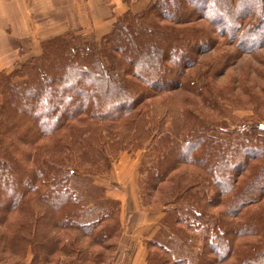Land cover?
Listing matches in <instances>:
<instances>
[{
	"label": "trees",
	"instance_id": "16d2710c",
	"mask_svg": "<svg viewBox=\"0 0 264 264\" xmlns=\"http://www.w3.org/2000/svg\"><path fill=\"white\" fill-rule=\"evenodd\" d=\"M197 18L208 20L241 52L264 46V0H149L148 8L139 13L127 10L121 15L99 45L83 40L79 33H65L45 41L39 58L27 60L21 70L24 80L1 79V253L15 256L30 251L34 261L45 264L56 251H67L47 236L49 226L77 227L93 239L104 235L106 227H98L111 218L110 209L95 211L92 220H80L86 211L85 197L73 185L68 166L82 169L98 164L90 157L95 151L91 138L97 137L104 147L103 130L96 123L106 121L110 127L105 131L111 134L115 124L122 123L129 144L130 136L138 132L146 133L145 141L152 136L155 161L141 181V193L158 195L161 208L165 213L168 209L173 219L166 226L162 217L160 224L170 236L174 231L200 234L198 244H188L187 252L178 235L168 240L160 234L147 241L145 264H264V208H250L264 197V136L260 133L264 127L241 126L220 138L209 134L211 123L197 115L193 120L198 124L191 125L187 115L192 114L186 110L170 117L174 122L166 128L162 124L152 130L141 122L144 100L168 89L188 88L204 104L212 101L207 79L199 85L186 75L197 56L215 45L209 44L205 31L183 25ZM197 34L201 36L196 39ZM53 49L60 53L55 55ZM53 56L58 60L52 61ZM15 102L38 120L18 141L20 111L6 116ZM79 124L86 126L87 136L81 134L85 128ZM43 137L52 143L41 153L38 140ZM24 146L32 147L29 166L19 158L29 160ZM124 146L120 150H128ZM183 164L196 166L202 176L171 174ZM35 202L42 213L33 209ZM15 212L22 215L17 221L11 220Z\"/></svg>",
	"mask_w": 264,
	"mask_h": 264
},
{
	"label": "rangeland",
	"instance_id": "374dc122",
	"mask_svg": "<svg viewBox=\"0 0 264 264\" xmlns=\"http://www.w3.org/2000/svg\"><path fill=\"white\" fill-rule=\"evenodd\" d=\"M127 1L129 3L134 2V0ZM140 1H138L142 4L140 7L133 6L135 12L131 11V9L128 10L135 14L148 8L149 0ZM170 7H172V5H170ZM175 8L179 9V5L175 4ZM206 14L207 16L211 15L208 10ZM121 15L117 19H119ZM186 16L187 15H183L181 18L186 19ZM116 20L106 23L104 26H101L99 30L93 29L92 25L89 24V26H85V32L81 28L79 29L82 32L80 30L77 31L78 28L75 30L71 29V26H76V24L72 22L41 24L44 37L36 39L34 43L37 53L30 55L26 54V56L23 55L24 57L19 56L20 60L13 66L11 65L10 69L0 71V81L8 76L12 78L9 80L13 82L24 80L25 77H23V72L21 71L24 70L23 65L27 60L39 58L42 55L45 41L54 37L60 38L65 33H79L83 40L91 44L99 45L102 36L112 29L113 23L116 22ZM160 22L167 23L166 20H161ZM184 24L193 25L195 28H200L202 32L205 31L207 33V37L205 38L209 39V44L215 43L210 49L199 54L196 63L186 69V75H191L199 85L203 82V78L207 79L211 89L210 93H213V99L210 103L204 104L201 99L188 88L182 87H176L168 89L165 92L157 93L146 98L144 100L145 102L140 106L142 113L141 122H143V125L149 126L152 130H154V128H160L162 124L163 127L166 128L169 123L174 122L173 118L170 117L179 116V113L186 110L190 113L189 115L192 114V116L187 115L188 120H192L191 125L198 124L193 120L194 115H197L200 120H208V122L211 123L212 129L209 131V134L220 138H225L226 131L233 128H240L246 125L254 126V128H258V126L264 127V46L258 47L251 52H241L235 49L233 45L228 44L227 39L223 38V35H219L208 20L204 18H197L194 21L183 23V25ZM48 26H52L53 28L51 27L52 29L49 31L47 29ZM68 27L69 30L65 32L62 31L68 29ZM225 32L227 35L230 34L229 29ZM200 36L201 34H197L195 38L197 39ZM54 52L55 55L60 53L56 50ZM53 57H51L52 61L58 60L59 58V56L58 58L57 56ZM154 65L156 66L157 64ZM15 105L16 102L13 104V107L7 108L6 116H15L18 114L17 111H20V118H17V124L19 126L17 128L18 133L16 135L17 138H15V141H18L19 138L24 136L28 128L34 127V123L38 122V120L36 119L35 122L31 119L27 111L21 110ZM94 122L96 123V121ZM159 123L160 125H158ZM96 124L98 128L103 130V132L100 131L103 134L101 136H104L102 139L106 141L105 144L103 142V147L101 141L97 139V137L91 138L95 151L90 157L93 158V160H97L96 163L98 164L90 167L84 165L82 169L77 167L76 164L69 165L68 167L73 171V173H70L73 174L70 177L75 181L73 185L77 190H81V193L85 197L84 208H86V211L84 213L85 215L83 214L84 216H82L80 220H92L90 218H94V216L91 214L102 209H110L111 213H109L108 216L111 218L103 222V226L98 227V229L106 227L104 228V235H99L98 238L94 239L93 236L85 234L80 229H77V227H63L57 229L53 226H49L48 229L46 228L47 236L55 238L58 244H60V246L63 245V247H65L64 249L67 251L64 253L56 251L54 254L48 256L45 264H62L60 262L66 264L67 261L71 262V264H117L120 258V250H123L126 243V233L123 231L124 227L133 223L139 225L143 220V216L137 219V214H135L134 217L133 212L136 213L138 210L139 213L142 212L141 215H144L143 212H146L147 209L160 208L162 212L160 222L162 221V217H164L163 222L165 225L173 219L168 209L165 213V210L161 208L158 195L149 193L150 195L144 196L141 193V181L155 161L152 150L150 149L152 136L145 141L146 133L142 134L138 132L136 135L130 136L133 138H131V143L129 144L127 137L129 135L126 133L127 129L120 126L122 123L115 124L116 128L113 129L115 132L112 134L110 132H108V134L107 131H105V127L109 126L106 121H100ZM79 128H85L81 134L87 136L88 130L86 126L79 124ZM260 133L264 136V129L260 130ZM140 134L142 135L140 136ZM9 139L12 138L10 137ZM111 140L115 143L108 148V143L112 144ZM126 141H128V143H126ZM38 143L41 147L40 152L44 153L46 147L50 146L52 143V140L43 137L38 140ZM122 146L128 148V150H120ZM23 149L28 154L29 160L27 158L25 159L23 155H19V158L22 157L23 161L29 166L32 164V147L24 146ZM68 154L70 155L72 153L68 151ZM242 155L244 157V154ZM43 157L45 159L47 155L45 156L44 154ZM72 157H75V155ZM252 166L253 164L250 169H252ZM88 167L90 169H87ZM247 172L241 175L240 178L245 177ZM171 174L176 178H179V176H183L182 178H193L194 175L202 176V172L199 168L188 164L181 165L179 169L174 170ZM100 194L104 196L103 199L99 198ZM35 203H32L33 209H37V212L42 213L41 207H38L37 202ZM256 207L264 208V197L250 208ZM152 211L153 210H149V213ZM154 212L156 211L154 210ZM86 214L88 217L84 218ZM20 216H22L20 213L15 212L11 215V220L17 221ZM116 220L119 221V227L116 225ZM162 224H160V234L166 237L169 236L167 237L168 240L171 237L175 236L177 238L179 236L180 241H182L180 244L183 243V251H188V244H198L199 233L195 232L193 235L190 231H181L177 234L174 231L173 236H170V232L166 228V230H164ZM115 227L117 228L115 229ZM48 230H50L49 233ZM239 241H242V239ZM15 262H18L17 264H40L37 259L34 261V257L30 251L25 255L23 252L19 251L15 256L0 252V264H14Z\"/></svg>",
	"mask_w": 264,
	"mask_h": 264
},
{
	"label": "crops",
	"instance_id": "0c3cea01",
	"mask_svg": "<svg viewBox=\"0 0 264 264\" xmlns=\"http://www.w3.org/2000/svg\"><path fill=\"white\" fill-rule=\"evenodd\" d=\"M138 1L140 0H134L133 3L127 0H0V71L10 69L23 55L37 53L34 43L36 39L44 37L41 24L72 22L76 24L75 27H70L73 30L81 28L85 32L84 28L89 24L93 29L99 30L128 9L135 12L133 6L142 5ZM51 27L48 26L47 29L50 31ZM66 30L69 27L62 31ZM149 210L153 211L149 213ZM141 213L138 210L133 212L134 217L137 214V219L143 216L141 224L133 223L124 227L126 243L123 250H120L117 264H145L147 241L157 239L160 235V208L147 209L143 212L144 215Z\"/></svg>",
	"mask_w": 264,
	"mask_h": 264
}]
</instances>
